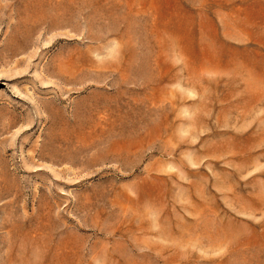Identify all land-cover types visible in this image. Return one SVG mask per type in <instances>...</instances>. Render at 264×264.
<instances>
[{
  "label": "rangeland",
  "instance_id": "374dc122",
  "mask_svg": "<svg viewBox=\"0 0 264 264\" xmlns=\"http://www.w3.org/2000/svg\"><path fill=\"white\" fill-rule=\"evenodd\" d=\"M0 264H264V0H0Z\"/></svg>",
  "mask_w": 264,
  "mask_h": 264
},
{
  "label": "bare ground",
  "instance_id": "6f19581e",
  "mask_svg": "<svg viewBox=\"0 0 264 264\" xmlns=\"http://www.w3.org/2000/svg\"><path fill=\"white\" fill-rule=\"evenodd\" d=\"M15 54V53H14ZM14 54H13V56H14ZM12 56V55H11Z\"/></svg>",
  "mask_w": 264,
  "mask_h": 264
}]
</instances>
